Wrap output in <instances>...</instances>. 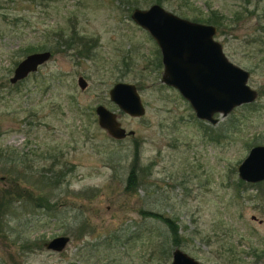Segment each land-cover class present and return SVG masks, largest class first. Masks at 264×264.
Returning <instances> with one entry per match:
<instances>
[{"label": "rangeland", "instance_id": "374dc122", "mask_svg": "<svg viewBox=\"0 0 264 264\" xmlns=\"http://www.w3.org/2000/svg\"><path fill=\"white\" fill-rule=\"evenodd\" d=\"M10 1L17 19L0 24V150L28 153L29 160L5 164L9 174L0 162V197L7 190L15 196L17 186L50 200L49 208L22 206L21 221L7 213L0 264H169L176 245L160 252L163 224L141 209L176 219L183 236L178 247L205 264H264V180L246 182L237 171L249 148L264 144V0L160 2L191 20L211 10L226 17L229 25L215 38L231 61L249 70L247 83L257 96L216 114L214 124L160 80L158 45L130 17L133 7L157 1ZM72 31L82 39L71 47L60 43ZM45 48L51 50L46 62L9 81L18 60ZM80 75L87 81L83 89ZM117 81L136 85L142 115H129L110 99ZM100 103L134 133L110 136L97 122ZM136 146L142 179L126 190ZM53 161L67 175L58 186L44 187L40 171ZM17 232L43 242L59 234L70 240L59 252H24Z\"/></svg>", "mask_w": 264, "mask_h": 264}, {"label": "water", "instance_id": "95a60500", "mask_svg": "<svg viewBox=\"0 0 264 264\" xmlns=\"http://www.w3.org/2000/svg\"><path fill=\"white\" fill-rule=\"evenodd\" d=\"M132 20L147 30L160 51L162 72L160 80L178 90L192 107L195 115L211 123L217 122L216 114L226 115L233 108L255 100L257 91L248 83L249 70L231 61L215 38V24L179 16L160 3L147 8L133 7ZM51 56L48 48L32 51L17 61L9 77L16 83L38 69ZM80 88L87 81L77 78ZM110 99L125 113L140 116L145 112L136 85L117 81L109 89ZM100 127L112 137L121 139L134 130H127L118 119V113L104 104L94 108ZM238 176L246 182L264 180V144L252 145L237 166ZM254 218V216H252ZM70 240L68 234L55 235L44 241V247L62 251ZM169 264H205L176 246L171 251Z\"/></svg>", "mask_w": 264, "mask_h": 264}, {"label": "trees", "instance_id": "16d2710c", "mask_svg": "<svg viewBox=\"0 0 264 264\" xmlns=\"http://www.w3.org/2000/svg\"><path fill=\"white\" fill-rule=\"evenodd\" d=\"M157 2H162V0H155ZM247 3H249V0H245ZM12 2L10 0H0V24L3 23H9L10 20L17 19L16 16H10V3ZM262 14L264 15V7L262 10ZM237 16V15H234ZM194 20L197 21H205L208 23L215 24L217 27L216 33L218 34L219 30L221 29L224 31V28L227 27L228 22L225 21L224 16L222 14L217 13L216 11L211 10V13L207 16L202 15H196L194 14L192 17ZM235 18L230 19V22L234 21ZM220 33V32H219ZM59 37L63 36V32L58 34ZM82 39L80 36L76 35L75 32L72 31V33L69 36V39L67 38L65 41H60V43L65 44L68 47H71L75 40ZM81 53H83V50H79ZM1 78H4V74L1 75ZM6 80V79H5ZM136 155L134 158V164L131 166V169L128 172V175L126 177V190H132L135 188L140 179H142L141 173L139 172V165H138V154H137V146H136ZM28 153H16L15 150H0V162L3 163L1 166L2 172L5 174H9L6 170L5 164L7 163H14L17 164L18 162L26 161L29 158L27 157ZM55 161V160H54ZM52 162L49 166V169H45V171H40V176L38 179H41V185L44 187H50V186H58L59 183L66 177L65 170H62L61 168L57 169L55 168L56 163ZM48 174H46L47 172ZM149 173V172H148ZM22 177V176H21ZM13 180V179H12ZM10 181V180H9ZM14 181V180H13ZM12 182V181H10ZM63 182V181H62ZM42 186V187H43ZM15 187V185H14ZM41 188V187H40ZM15 196L12 195L11 190H7L3 193V195L0 197V231H9V220H11L9 217H7V213L11 214L13 217L19 221L22 220V214L21 207L25 204H31L33 207H47L49 204V196L45 192H40L37 196H32L30 191L22 190L19 187L16 186ZM6 194H9V196H6ZM140 212L145 217H153L155 219H159L163 226L161 225L158 231V236L162 238L159 242V249L162 254H169L171 246L170 244H174L176 246L181 245L183 236L179 232V223L176 219L173 217L158 212L154 210L149 209H141ZM18 222V221H17ZM81 233V234H80ZM84 233V226H82L79 230V234L83 235ZM15 241L18 242V246L20 247V250L24 252H30L35 249H42L44 247V242L39 241L37 238L31 240L28 237H24V235L21 232H17V236L15 238Z\"/></svg>", "mask_w": 264, "mask_h": 264}]
</instances>
